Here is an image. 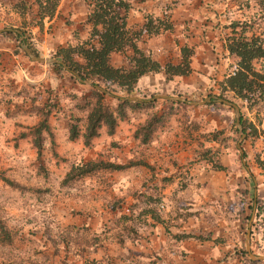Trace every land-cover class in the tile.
Wrapping results in <instances>:
<instances>
[{"label":"rangeland","instance_id":"obj_1","mask_svg":"<svg viewBox=\"0 0 264 264\" xmlns=\"http://www.w3.org/2000/svg\"><path fill=\"white\" fill-rule=\"evenodd\" d=\"M129 2L128 25L132 31H144L137 43L145 53L163 66L179 65L183 48L194 53L191 43L206 42L217 55L214 66L224 61L226 74L215 68L210 87L199 82V90H186L183 95H172L158 84L153 92L144 88L106 90L109 95L100 98L95 90L103 88L101 82H82L77 73L63 66L38 63L24 53L27 44L38 57L63 61L65 50L89 42L98 46L88 22L93 0H58L52 18L41 16L37 0H0V49L8 46L10 50L8 54L0 50V264H151L150 239L158 227L172 238L170 230L177 225L184 228L189 220L200 228H215L217 218L234 220L241 214H230L224 201L203 204V194L198 203L191 199L193 190H201L197 179L203 169L240 181L242 202L247 195L244 183L253 181L255 191L259 181L254 212L257 235L248 251V231L252 236L254 228L244 222L239 255L251 264H264L250 257L264 256V171L257 164L258 157L264 158V94L250 104L223 90L224 81L239 62L227 50L229 39L254 36L264 45V0ZM147 24L160 33L146 32ZM132 57L131 49L114 53L110 63L127 69ZM75 59L85 63L78 55ZM254 66L264 75V59L256 60ZM161 73L167 77L165 70ZM149 79L143 84L150 83ZM159 96L188 102L225 99L239 107L246 125L238 126L235 109L226 104L194 106ZM120 98L157 102L154 109L132 110L114 135L103 128L89 147L82 137L70 140L72 126L84 134L88 115L99 100L116 112ZM156 111L165 116L156 123L151 142L143 144L135 134ZM44 121L48 130L37 134ZM38 139L43 145L41 154ZM223 158L231 166L219 170ZM89 162L125 168L101 167L82 175L79 167ZM174 179L181 180L173 183ZM249 191L248 202L254 203ZM100 213L107 215L105 220ZM203 215L208 221H202ZM91 227L99 231L91 232ZM182 238L211 240L213 231ZM114 244L119 245L117 249L112 248ZM159 247L165 249L162 243Z\"/></svg>","mask_w":264,"mask_h":264},{"label":"trees","instance_id":"obj_2","mask_svg":"<svg viewBox=\"0 0 264 264\" xmlns=\"http://www.w3.org/2000/svg\"><path fill=\"white\" fill-rule=\"evenodd\" d=\"M37 4L43 18H52L59 5L58 0H37ZM130 10L131 3L129 0H93V7L89 14L88 22L92 26V37L97 39L98 46L89 42L77 48L65 50L67 54L63 58V61L69 67L68 71L73 74L77 73L83 80L99 81L104 90L111 92L117 91V89L132 92L137 89L139 80L143 76L158 74L162 70H165L167 80H171L177 76L190 75L193 54L191 49L187 47L182 49L183 61L179 65L168 63L163 66L151 54L145 53L138 47L137 41L144 34V31L131 30L128 25ZM144 30L148 33H160L159 29L153 31L148 24L144 27ZM16 36L21 38L17 33ZM129 49L133 52L131 66L127 69L113 67L110 63L112 55L114 53L125 52ZM227 50L231 55L236 56L239 62L236 71L228 75L224 81L223 90L225 92H233L242 101L252 104L255 100H258L260 95L264 94V75L258 72L254 66L256 60L264 59V45L259 43L258 38L254 36L253 38L233 37L229 39ZM24 53L29 58L27 53ZM75 55L81 57L85 63L82 64L77 61ZM37 56L39 55L37 54ZM52 65L63 66L59 64ZM64 69L66 68L64 67ZM113 86L116 89H111ZM95 92L100 98L106 95V93L99 90H95ZM154 99L156 98L154 97ZM118 100L119 106L116 112L112 111L110 106L104 104L102 100H99L88 115L87 128L84 134L81 136L79 129L76 126H72L69 135L70 140L74 141L82 137L85 146L89 147L93 140L100 136V131L103 128L107 129L109 135H114L120 122L127 120L132 110L138 111L145 107L152 108L153 104L157 102L151 101L148 103L149 101L145 98L141 101H130L122 98ZM175 103L182 102L177 101ZM163 116L165 114L156 111L152 119L137 130L135 138L141 140L143 144H149L152 134L154 135L156 132V123L159 119L164 118ZM245 123L244 117L241 115V125L244 127L246 125ZM48 128L47 122H42L36 129L37 134H41L43 130L47 131ZM244 133L247 134V129L244 130ZM36 145L39 154H41L43 145L40 139L36 140ZM257 164L264 171V158L258 157ZM101 167L111 168L113 170H122L125 168L122 165L111 163L89 162L79 167V169L82 170V175H88ZM217 169L224 170L225 168L220 166ZM257 205L255 204L253 207L254 211H257ZM143 215L145 214L143 213ZM152 216L153 218L157 217L155 214ZM256 226L257 224H254L252 227L254 228L252 230L253 238L254 235H257L255 230Z\"/></svg>","mask_w":264,"mask_h":264},{"label":"crops","instance_id":"obj_3","mask_svg":"<svg viewBox=\"0 0 264 264\" xmlns=\"http://www.w3.org/2000/svg\"><path fill=\"white\" fill-rule=\"evenodd\" d=\"M191 44L190 46L194 50V57L191 67L193 69V72L189 76H177L167 82V77L164 73L161 72L155 74L156 76L152 74L145 75L139 80L136 90L138 91L139 88H144L149 90V92H153L156 90V86L158 84H162L164 87L163 89L167 92H171L172 95H183V91L186 90H199V82L206 87H210V85L208 84L209 77L212 75V72L213 70H215V68H217L219 73L223 72V75L226 74L227 66L225 65L224 61H222L221 65L214 66V61L216 60L217 55L213 53L212 46H208L206 42H197L196 46L195 44ZM0 50H3L5 54H8L10 51L8 46H3V48H1ZM146 77L150 78L149 80L151 82H147L144 85L143 81ZM155 78H158V81ZM225 160L226 159L223 158L222 163L224 168L228 169V167H230L231 165L229 162H225ZM196 167L199 166L196 165ZM199 173L200 175L198 176L197 182L201 184V190L200 188H198L196 191L193 190L191 192L193 196L191 199L193 201L198 203V201L202 198L200 194H203V204L211 202L213 199L214 202L223 203L224 201L225 204L229 207L230 214L237 213V211H240L241 214H235L239 217L234 218V220L232 218H227L226 216L219 219L217 218L218 227L215 226V228H200L199 223L197 224L194 222L193 224H191V220H189V224L184 228H181L177 225L176 229L174 228L170 230L172 232V238L170 235H168V231L165 228H163L162 226L161 228L158 227L159 234L156 230V232L150 239V248L154 249L153 251H151L150 249L149 257H152L150 259L151 264H251V262L245 261L246 259L239 255V248L241 247L240 240L243 237L241 226L244 224V222L247 223V226L249 228L254 226L255 211L253 210V207L256 203L255 199L256 194H258L257 187L259 181L257 180L255 182V191H253V181L244 183L246 184L245 194L248 195L247 189L250 190L249 193L251 197L249 199H254V203H249L247 195H245V202H242V199L240 198V194L242 195V191L240 192L238 190L240 181L227 179V174L223 178V173L213 170L203 169V171H200ZM179 180L181 179H174L172 180V182L175 183L177 181L178 183ZM208 191L209 193L207 194ZM232 199L233 203L231 201ZM204 215L203 218L201 217L202 221L207 219L204 217ZM100 216L102 218L101 220H105L104 218H106L107 215L105 214L103 217V214L100 213ZM180 219L181 218L177 220ZM172 224L176 223L173 222ZM203 224L207 223L203 222ZM94 230L96 232L99 231V229ZM94 230L91 227L90 231L94 232ZM212 231L213 238L211 240H191L189 238H182L184 234L193 233L195 236H200L201 234ZM248 233H250V229ZM162 237L163 240L161 239ZM250 237V242L254 241L253 236ZM161 243L164 244L165 249L159 247ZM118 246V244H114L112 248L116 247L117 249ZM162 252L164 253V255H162ZM161 255L162 257H160Z\"/></svg>","mask_w":264,"mask_h":264},{"label":"water","instance_id":"obj_4","mask_svg":"<svg viewBox=\"0 0 264 264\" xmlns=\"http://www.w3.org/2000/svg\"><path fill=\"white\" fill-rule=\"evenodd\" d=\"M9 31H12V30H9ZM2 31H0L1 33ZM20 34H22L21 32H18ZM24 50L25 52L27 53V55L29 56V58H31L33 61H36L38 63H46V64H59V65H63L67 70H69V67L61 60H57V59H54V60H46V59H43L41 57H38L36 56L32 50L30 49V47L27 45V44H24ZM76 74V73H74ZM76 76L82 81L84 82V80L78 75L76 74ZM98 89L106 94L109 95V92H107L106 90H104L103 88L101 87H98ZM158 98L160 99H168V100H171V101H179V102H182V103H188V104H191V105H194V106H201V105H209L213 102H219V103H222V104H226L230 107H233L235 109V112H236V115H237V124L238 126L241 127V114H240V109L239 107L234 104V103H231L225 99H217L216 97H211L203 102H188L186 99L184 98H181V97H167V96H159ZM157 99V98H156ZM128 100L130 101H141L139 99H133V98H129ZM242 132V130H241ZM243 134V137H245L246 135L244 133ZM241 142L239 143V147L241 148ZM250 233H248V237H247V244H248V251H250V240H251V237H250ZM250 257L252 260L254 261H264V256H254L252 254H250Z\"/></svg>","mask_w":264,"mask_h":264}]
</instances>
